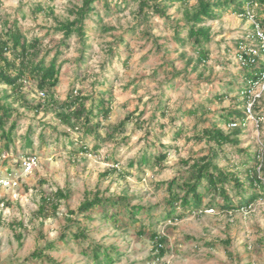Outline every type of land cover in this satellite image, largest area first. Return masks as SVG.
Masks as SVG:
<instances>
[{
	"label": "rangeland",
	"instance_id": "1",
	"mask_svg": "<svg viewBox=\"0 0 264 264\" xmlns=\"http://www.w3.org/2000/svg\"><path fill=\"white\" fill-rule=\"evenodd\" d=\"M83 1L0 0V30L19 20L29 40L40 38L42 57L51 61L62 50L58 60L60 100L73 86L85 94L112 86L113 110L105 124L120 122L132 112L135 118L141 117L142 123L130 122L124 141L99 140L101 148L97 152L91 150L97 142L95 137L86 136L85 145L92 152L89 153L81 150L80 134L61 123L53 112L35 114L21 107L18 135L9 153L3 152L0 157V264H50L28 259L49 241H57L56 249L47 252L60 264H96L91 255L84 253L95 244L118 248L121 254L117 258L113 253V264H264V199L257 200L247 212H227L218 206H213V212H206L205 208H210L207 198L199 213L179 206L176 216L183 217L165 218L168 191L161 185L186 170L185 161L209 153L208 143L197 139L202 128L211 126L213 120L219 121L223 111L245 109L239 90L244 69L236 42H252L248 32L253 18L225 13L220 19L209 21L210 58L198 63L191 43L181 46L175 38V27L186 36V13L194 10L198 0L171 4L165 17L154 15L149 21L141 19L138 0L128 4L118 0L120 9H114L112 4L110 12L100 5L101 21L95 13L86 20V44L74 33L63 45L64 33L56 28L60 22L74 19L72 11ZM41 3L45 10L33 12ZM250 12L264 17L262 6H255ZM5 90L8 88L0 86V95ZM27 91L37 103L36 91L31 87ZM219 92L227 96L215 98ZM254 93L260 95L257 110L254 119L248 117L246 125L241 126L240 136V148L250 153L258 151L264 142V82L257 85ZM43 123L57 126V130ZM31 125L34 143L29 147L23 136ZM221 126L227 132L233 131L227 122ZM179 128L182 133L177 137ZM44 130L45 140L40 137ZM105 131L102 129V134ZM161 149L169 155L160 167L154 161ZM144 153L150 157L149 163L142 170L131 167V162ZM31 154L37 155L38 162L27 172L23 161ZM245 156L238 147L226 144L217 161L221 166L233 167ZM114 160L118 161L117 166ZM114 166L118 172H111ZM241 177L246 178L243 173ZM228 186L229 193L235 196L236 188ZM58 188L69 189L70 197L62 200L57 213L45 220L37 217L41 194ZM96 189L108 195L126 193L133 197L132 204L156 206L153 216L139 214L142 221L137 224L123 217L117 226L97 213L94 219L83 221L89 231L87 241L75 240L70 234L65 241L60 240L63 233L72 230L70 219L77 217L70 212L78 210L87 191ZM143 224L148 231L167 236V253L162 258L158 259L153 250L149 233L138 234Z\"/></svg>",
	"mask_w": 264,
	"mask_h": 264
},
{
	"label": "trees",
	"instance_id": "2",
	"mask_svg": "<svg viewBox=\"0 0 264 264\" xmlns=\"http://www.w3.org/2000/svg\"><path fill=\"white\" fill-rule=\"evenodd\" d=\"M128 4L130 0H121ZM190 0H138L139 15L141 19L149 21L154 15L165 17L168 8L171 4L180 2L182 4L189 3ZM114 9H120L118 0H84L80 7L72 11L74 19L60 22L56 28L57 31L64 33L62 44L66 45L67 41L72 38L74 33L80 35L83 44H86L87 29L86 20L95 13L101 21L98 6H103L110 12ZM255 6L264 7V0H198L194 10L187 11V34L182 35L179 27H175L176 41L181 45H185L189 41L192 49L197 54V62H205L210 58V44L212 43L211 28L207 23L211 20L220 19L225 13L242 15L248 18V12ZM44 5L37 4L33 12L44 11ZM255 21L264 30V17L259 18L254 16ZM112 28L106 27V30ZM255 25H251L248 34H254ZM237 55L241 57V67L244 69L242 81L239 85V90L243 99L246 100L248 91L252 89L254 83L259 81L264 75V49L260 50L256 55H248L241 49L245 40H238ZM43 50L41 48V40L35 37L31 40L25 35L19 26V20H15L9 24L6 30H0V86L8 88L0 95V157L3 152H8L15 142L19 127V109L25 108L33 111L35 114L40 112H53L65 126L69 127L80 134L81 150L90 152V149L85 145L86 136H94L96 143L91 149L93 152L99 151L103 141H122L128 138L127 126L130 122L136 121L138 125L142 122L141 117L135 118V113L132 112L123 120L114 124H105L113 110L114 93L112 86H107L102 91L95 90L93 94H85L75 86L71 88L67 97L60 100L58 97L57 87L60 83V70L58 60L63 53L58 50L51 61H48L46 56H41ZM156 75L159 74L155 72ZM31 87L38 94V101L31 100L28 96L27 89ZM43 93V95H41ZM226 94L219 92L215 98L222 99ZM244 100V105H245ZM18 106H15L14 104ZM161 109L165 114V106ZM254 110H257L255 106ZM192 111V110H191ZM197 111V109H196ZM207 110H204L206 114ZM194 112V111H193ZM244 115V116H243ZM239 121L246 122L247 114L245 109H232L223 111L220 114V120H213L211 126L202 128L201 134L197 136L198 140H205L209 145V153L194 160L185 161L186 170L166 182L165 185L168 191L166 200L165 218H178L176 216L177 209L182 206L189 212H201L205 208L206 199L208 198V207L214 208L218 206L223 211L248 210L259 199H264V157H262L260 148L254 153L240 148L242 129L237 126L231 132H227L222 126V122ZM44 126L53 127L57 130V126H51L43 123ZM102 129L106 131L102 134ZM34 127L31 125L26 134L23 136L24 142L32 147ZM182 133V128L176 132L177 137ZM66 136L67 134L63 132ZM47 135L46 130L41 133V138L45 140ZM74 143V141H71ZM226 144H232L238 147L239 151L246 156L240 160L239 164L233 167L221 166L217 159L220 152L224 151ZM169 153L161 149L155 156V164L163 166ZM115 161L117 166L118 161ZM150 157L144 153L138 160L132 161L130 166L137 167L140 170L144 165H147ZM192 161V162H191ZM111 172H118L115 168ZM125 173L131 174L130 171ZM243 173L246 178L241 177ZM107 172L102 174L106 176ZM236 188V195L229 193V186ZM70 197L69 189L58 188L52 193H42L41 203L35 212V215L42 220L47 219L53 213H57L62 203V200ZM133 197L126 193L120 195L104 194L101 190L87 191L85 198L82 201L77 211L70 213L76 214L77 217L71 218L70 228L72 230L63 233L60 240L65 241L70 234L71 237L78 241H87L89 239V231L86 226H83V221L94 219V215L99 213L101 218L113 225H120L122 218L127 217L128 220L137 224L142 221L138 218L139 214H146L149 217L153 216L156 206H145L142 204H132ZM207 209V208H205ZM2 221L0 220V225ZM74 225V226H73ZM154 225L153 223L150 225ZM142 225L138 230L139 235L149 233L150 240L153 243V250L157 252L158 259L162 258L167 253L168 238L165 235H160L155 230L148 231ZM75 227V229H74ZM148 231V232H147ZM21 237V234H17ZM208 246L215 245L207 243ZM57 241H49L45 246L36 249L28 259H40L50 262V264H60L47 251L56 249ZM84 253L91 255L96 264H113L115 258H119L121 252L116 246L103 247L100 244L89 245ZM113 253H116L114 258Z\"/></svg>",
	"mask_w": 264,
	"mask_h": 264
},
{
	"label": "built area",
	"instance_id": "3",
	"mask_svg": "<svg viewBox=\"0 0 264 264\" xmlns=\"http://www.w3.org/2000/svg\"><path fill=\"white\" fill-rule=\"evenodd\" d=\"M240 16L243 17L242 15H240ZM248 18H253L252 22L255 25V31H254V34H251V36L249 35L252 42L243 44L241 46V49L244 51V53H246L248 55H256V54H258V52L260 50L264 49V30L255 21V17L253 15H251L250 11L248 12ZM254 42H256V43H254ZM239 58L241 59L240 56H239ZM262 82H264V75L261 77V79H259V81H256L254 83V86L252 87V89H250L248 91V96H247V98L245 100V105H244V108H245V111H246V114H247V120H248V117L254 119V108L256 106V102L258 100V97H260V95H256L254 93V90L257 87V85L262 83ZM41 95H43V93H41ZM245 125H246V122L233 121V122H230L228 124V127L234 128V127H237V126H245ZM260 152H261V155L263 157L264 156V142L260 143ZM37 162H38L37 155L36 154H31L30 156H28L23 161L24 170L27 171V172L32 171L34 169L35 165L37 164ZM249 210L250 209H248V210H243L242 209L243 212H245V211L247 212ZM205 211L206 212H213L214 208H208Z\"/></svg>",
	"mask_w": 264,
	"mask_h": 264
}]
</instances>
